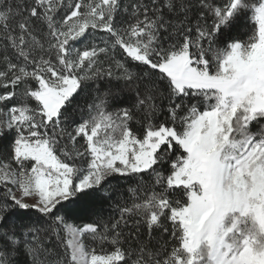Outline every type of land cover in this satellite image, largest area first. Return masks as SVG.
<instances>
[{
	"label": "snow or ice",
	"instance_id": "6c2138e0",
	"mask_svg": "<svg viewBox=\"0 0 264 264\" xmlns=\"http://www.w3.org/2000/svg\"><path fill=\"white\" fill-rule=\"evenodd\" d=\"M0 264H264V0H0Z\"/></svg>",
	"mask_w": 264,
	"mask_h": 264
},
{
	"label": "trees",
	"instance_id": "16d2710c",
	"mask_svg": "<svg viewBox=\"0 0 264 264\" xmlns=\"http://www.w3.org/2000/svg\"><path fill=\"white\" fill-rule=\"evenodd\" d=\"M238 31L240 32H243V25H241L239 28H238ZM99 207V206H98ZM102 214L107 217L111 214H113V210L108 206L107 203H105L103 206H102Z\"/></svg>",
	"mask_w": 264,
	"mask_h": 264
}]
</instances>
